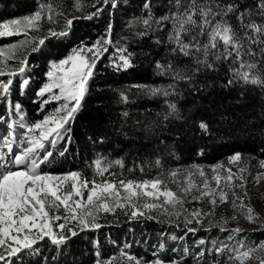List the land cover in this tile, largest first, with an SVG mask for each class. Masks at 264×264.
<instances>
[{
  "label": "snow or ice",
  "instance_id": "obj_1",
  "mask_svg": "<svg viewBox=\"0 0 264 264\" xmlns=\"http://www.w3.org/2000/svg\"><path fill=\"white\" fill-rule=\"evenodd\" d=\"M130 3L131 0H123V5L121 0H94V11L81 17H65L61 30L49 27L39 37L28 36V31L38 27L37 22L44 17L46 8L47 19L60 23L54 18L51 4L41 3L22 16L0 18V38L25 36V39L0 48V56L4 49H24L22 58L14 57L17 64L11 70L0 60V101H8L6 110L9 113L5 124L7 133L0 132L3 136L0 142V264H26V257L29 258L27 264H33L30 259L33 256L36 257L35 264L66 262L73 254L72 239L105 226L99 220L108 214L123 216L129 224L155 221L165 227L157 233L158 247L153 252V259L142 260L127 250V244L117 245L119 259H126L128 264L132 261L136 264H264V240L253 243L248 239L249 231L239 224L229 227V221H235L236 215L214 219V206L218 200H228L226 189L232 188V181L239 179L241 183L236 187L243 186L244 177L237 176L231 167L224 169L222 164H212L209 177L205 167L199 164L177 165L166 170L162 157L157 155L154 162H144L149 169L158 170L155 177L118 179L117 173L110 169L120 167L122 170L123 160H109L97 154L88 165L93 169L92 180L84 177L81 170L60 173L43 170L44 166L55 162L54 157L66 156L72 141L71 125L82 110L91 81L97 75L96 69L105 57V72L109 69L113 74L129 72L138 60H143L156 76L169 81L167 84H135L112 89L116 103L123 105L116 119L111 121L116 132H121L131 120L128 106L132 103V88L136 90L135 98L144 97L148 103L160 104L154 114L149 109H142V113L137 114L147 121L146 129L158 126L164 133L172 130L174 121H180L191 124L202 136L212 134L213 122L231 132L238 121L225 116L227 109L215 107V101L207 107L201 103L199 107L183 108L181 97H200L203 101L205 93L215 96L236 90L243 96L249 88H259L264 93V0H167V3L164 0H137L138 14L131 15L125 22L126 29H134L132 35L124 38L123 45H114L112 17L122 6L127 13ZM74 7L85 11L79 3ZM104 12H108L109 19L95 41L80 40L66 55L47 60L43 82L35 90L40 103L37 111L44 110L50 102H55L56 107L43 114L41 119L25 123L21 104L17 101L13 105L11 94L15 78H19L21 94L31 82L29 68L33 64L29 57L34 54L42 60L50 46L58 47L70 39L75 20L90 21L102 17ZM130 44H135L140 51H130ZM110 48L114 51L108 55ZM13 108L18 120L11 118ZM251 115L252 119L245 121L246 127L264 124V101L260 102L259 113ZM5 120L0 116V121ZM117 121L120 127H115ZM133 123H139V120ZM17 124L22 134L16 132ZM259 133L264 137V127H259ZM104 138L103 134L99 135L101 142ZM61 145L63 150L57 151ZM261 154L264 155V150ZM240 157L241 153L235 152L227 160L232 164ZM259 165L264 168V159L259 160ZM137 166L143 173L144 166ZM222 169L226 174H221ZM128 171L131 173L133 168ZM119 175L122 177L123 172ZM260 175L257 173L254 179ZM211 182H215V187ZM189 196L190 200L187 199ZM232 196L235 198L236 193ZM240 200V210L247 221L264 230V218L246 206L242 198ZM194 201L201 204L206 201L213 207L208 210L195 205L186 207ZM61 207L63 214H56ZM119 223V219L107 221L108 225ZM214 228L219 231L211 236L210 231ZM128 230L134 231L131 227ZM189 234L191 241L187 242ZM168 241L176 243L177 247H172ZM44 244L56 249L57 255L49 252L41 260L43 247L38 245ZM48 256L52 258L48 259ZM95 256L94 264H113L117 258L114 254L100 259L99 251Z\"/></svg>",
  "mask_w": 264,
  "mask_h": 264
},
{
  "label": "trees",
  "instance_id": "obj_2",
  "mask_svg": "<svg viewBox=\"0 0 264 264\" xmlns=\"http://www.w3.org/2000/svg\"><path fill=\"white\" fill-rule=\"evenodd\" d=\"M167 3V0H164ZM51 4L53 12L61 11L67 13H74L79 17L86 14V12L94 11L91 0H0V18H13L22 16L35 10L39 4ZM79 3L85 11L77 10L74 5ZM123 5V0H121ZM136 9V12H133ZM47 8L45 13H47ZM133 14H138L137 0H131L130 6L125 13L123 6L118 9L112 17L114 27L111 34L113 44H124V38L132 35L133 30L125 28V22ZM109 19L108 12H104L102 17H96L92 20L77 19L73 23V29L70 39L60 44L58 47L49 48L48 52L44 54L42 60H38L33 54L29 57L33 67L29 68L31 74V82L26 91L21 94L19 89V80L15 78V86L12 89L11 100L14 104L19 101L21 109L25 113L27 123L34 122L41 119L42 115L49 107L55 105L50 102L45 106L41 112L37 110L40 108V103L35 97V90L43 82V72L47 70V60L49 58H61L66 55L68 50L80 40L95 41L97 36L103 33L107 20ZM61 24L59 28L61 29ZM40 31V29H38ZM43 31V30H42ZM41 31V32H42ZM28 36L33 37L28 31ZM25 39L23 34L15 35L12 38H0V48L5 45L16 43L18 40ZM130 51L139 52L140 49L135 44L129 45ZM114 48H110L108 55H111ZM24 54V49L20 48L14 51L4 49L3 55L0 58L3 64L9 66V70L15 67L17 60L14 57H21ZM107 65L106 57L103 62L96 69L97 75L92 79L90 91L84 100L83 108L75 119L72 127V141L67 149L65 157H54V163L44 166V171H52L53 173H60L68 170H81L84 177L89 180L93 179V169L88 167L90 162L97 157V154L107 157L109 160L122 159L124 167L110 169L117 173V178L126 179H151L156 176L157 169H149L144 164L146 160L154 162L155 157L160 155L164 161L165 169H171L180 165L186 167L189 165L199 164L204 167H209L212 164L223 163L229 155L235 152H240L244 161L251 165L256 160L264 159L262 150H264V141L259 133V127H264V124H254L251 128L245 126V121L252 119L251 114H258L260 111V102L264 101V93H261L259 88H249L246 95L241 96L239 90L232 92H225L215 96L205 93V99L201 101L200 97L183 96L181 97L183 108L199 107L201 103L207 107L212 101H215L214 106L221 110L227 109L224 112L233 121L238 123L232 127L231 132L223 125H218L213 122V130L211 135H201L198 130H194L191 124H183L180 121H174L171 125V131L161 133L160 128L154 127L146 129L147 121L142 113V109H149L154 114L159 110L160 104H153L146 102L144 97L135 98L136 90L131 89L130 99L132 103L128 106L131 113V120L124 125L121 132H116L111 123L116 119L122 108V104L116 103V94L112 89L129 88L135 84H167V78H160L153 72L152 67L146 61L138 60L136 66L129 72L121 74H113L109 69L104 71ZM2 66V65H1ZM7 77L5 76L4 79ZM101 101L102 105L101 106ZM7 100L0 103V113L4 111ZM162 104V101H160ZM199 116L200 113L198 112ZM139 120V123L133 122ZM115 127H120L117 121ZM104 135V140H99V135ZM159 136V139H157ZM91 137V139H90ZM165 137H168L165 140ZM163 141V142H161ZM63 150V145L57 148V151ZM144 166V172L141 173L140 167ZM133 168L130 173L129 168ZM123 172L121 177L119 174ZM105 178H108L107 175ZM97 180L100 177H96ZM212 205L205 207V210L211 208ZM119 219L121 223L108 225V220ZM206 221V220H205ZM99 223L105 225L100 229L86 231L83 234H78L77 237L71 241L72 255H69L67 261H61V264H93L96 256L93 249V241L95 240L100 247V257L112 255L115 247L112 245L113 241H125L130 243L129 252L142 260L153 259L146 249L158 246L157 233L164 231L165 227L158 225L155 221H146L144 224H137L135 222L129 224L123 216L114 217L108 214L107 217H101ZM131 227L134 231L130 232ZM179 232V229H175ZM219 231L214 228L210 231L211 236H215ZM182 234V233H181ZM201 230V235H204ZM256 234V233H255ZM263 238L259 232L257 235H249L248 239L253 243L258 239ZM191 241V234L189 240ZM172 247H177V244L168 241ZM43 247V252L40 253V259L45 258L46 254L51 252L57 255L54 248L47 244L38 245ZM51 256H48V258ZM29 258H25L26 264ZM35 264L36 257L30 258ZM131 264H136L133 261Z\"/></svg>",
  "mask_w": 264,
  "mask_h": 264
},
{
  "label": "rangeland",
  "instance_id": "obj_3",
  "mask_svg": "<svg viewBox=\"0 0 264 264\" xmlns=\"http://www.w3.org/2000/svg\"><path fill=\"white\" fill-rule=\"evenodd\" d=\"M91 2H93V0H91ZM59 13H63V15L59 16L58 15ZM53 14H54V18H58L60 23H62L65 17H71V16L79 17L78 15L74 13H67V12H61V11H55L53 12ZM60 23L50 22L47 19V13H45L44 17L40 21L37 22L38 27L36 29H30V33L34 37H39V36L44 35L46 30L49 27H54L57 31H59L61 30L59 28ZM38 29H40V31H38ZM0 60L2 59L0 58ZM17 79L19 80L18 77ZM55 107H56V103L54 106L49 107L47 111L52 110ZM217 164H222L224 166V169L231 167L233 172L236 173L237 176L244 177V181H243L242 187H236L237 184L241 183L239 179H234L232 181V185H233L232 188L226 189V191L228 192V197H229L228 200L225 202H220L218 200L217 204L214 206V219H219L220 217H224L225 219H227L233 215H236L237 219L235 221H229V227H233L236 224H239L241 228L249 231L250 233L249 235H257L259 232L262 234L263 238L261 237V239H258L257 242L255 243H258L259 241L264 240V230H261L257 224L247 221L245 215L240 210V203H241L240 198H242L243 203L246 206L252 207L253 211L257 215L264 218V168H262L259 165V160H256L253 164L249 165L244 161V158L242 157H240V159L237 162L232 163V164H230L227 159L223 163H217ZM205 169H206L208 176L210 177L211 169L209 167H205ZM241 169L243 171H240ZM257 173H261V175L258 178L254 179ZM221 174L222 175L226 174L223 169L221 170ZM196 179L199 181L200 178L197 176ZM222 184H223V181H222ZM211 185L215 187V182H211ZM172 187H175V186L172 185ZM233 192L236 193L235 198L232 196ZM187 199L190 200L191 196H189ZM233 199H235V206L233 205ZM193 205L202 206L205 208L208 206V203L205 201L203 204H201L200 202L194 201L190 204H186V207L191 208ZM56 214H61V215L63 214L62 207H61V210ZM205 223H207V220L205 221ZM119 251H120V248L118 247L112 255L106 256L104 258L100 257V259H107L109 257H112L114 254H116L117 258L113 262V264H128L126 259L124 261H121L119 259Z\"/></svg>",
  "mask_w": 264,
  "mask_h": 264
}]
</instances>
